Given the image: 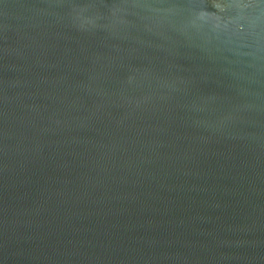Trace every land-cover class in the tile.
Wrapping results in <instances>:
<instances>
[{
  "label": "water",
  "instance_id": "95a60500",
  "mask_svg": "<svg viewBox=\"0 0 264 264\" xmlns=\"http://www.w3.org/2000/svg\"><path fill=\"white\" fill-rule=\"evenodd\" d=\"M0 264H264V0H0Z\"/></svg>",
  "mask_w": 264,
  "mask_h": 264
}]
</instances>
